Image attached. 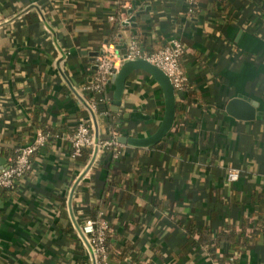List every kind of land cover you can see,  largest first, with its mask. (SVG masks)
<instances>
[{
	"label": "crops",
	"instance_id": "0c3cea01",
	"mask_svg": "<svg viewBox=\"0 0 264 264\" xmlns=\"http://www.w3.org/2000/svg\"><path fill=\"white\" fill-rule=\"evenodd\" d=\"M131 4L125 20L145 12L119 30L120 53L136 34L149 52L178 37L189 87L176 95L183 111L167 135L147 147L120 143L109 169L103 150L90 167L74 158L70 137L81 118L101 137L114 132L105 114L87 115L84 86L101 45L96 26L114 21L117 5L0 0V168L16 146L54 128L32 170L0 192V264H93L81 225L97 205L110 225L112 264H215L207 244L190 241L202 234L228 244L242 228L257 242L238 264H264V0H199L195 15L185 13L187 0ZM107 92L113 99V83ZM236 97L255 103L253 118L228 111ZM32 108L42 110L37 129ZM164 111L159 83L134 71L118 111L122 135H151Z\"/></svg>",
	"mask_w": 264,
	"mask_h": 264
},
{
	"label": "built area",
	"instance_id": "2783aa9c",
	"mask_svg": "<svg viewBox=\"0 0 264 264\" xmlns=\"http://www.w3.org/2000/svg\"><path fill=\"white\" fill-rule=\"evenodd\" d=\"M123 14L128 11L132 4L131 0H113ZM199 6V0H187L186 14L193 15L195 7ZM128 19V18H127ZM126 19V20H127ZM111 21L115 20L110 16ZM125 19L123 20L126 21ZM2 19H0V24ZM185 52V45L178 37H172L167 45L151 53H146L135 36L131 37L127 49L120 53L116 43L105 44L102 53L96 58V68L92 77L86 82L84 89L89 93L85 108L91 114H105L100 112L99 107L104 104V91L111 84L112 77L121 69L126 60L146 59L162 69L171 79L176 92L185 88L189 77L181 66V57ZM95 128L88 118H81L76 125L73 135L70 137L72 156L77 158L82 154L84 147H92L99 150L103 147L120 144L121 136L114 131L108 139H98ZM50 135L37 132L34 138L24 145L15 147V157L11 158L0 168V190L14 188L19 179L25 177L33 168V157L45 145ZM239 170L231 169L228 172L230 181L239 178ZM110 230L108 221L101 211L97 219L89 218L81 226V232L85 236L89 257L93 264H111L106 243L107 232ZM237 255L230 257L227 264H235Z\"/></svg>",
	"mask_w": 264,
	"mask_h": 264
},
{
	"label": "trees",
	"instance_id": "16d2710c",
	"mask_svg": "<svg viewBox=\"0 0 264 264\" xmlns=\"http://www.w3.org/2000/svg\"><path fill=\"white\" fill-rule=\"evenodd\" d=\"M132 1H136V0H132ZM195 13L193 15H195L196 13L198 14V11L200 10V6H196L195 7ZM127 13V11L125 12ZM122 14L123 12L118 8L117 12L115 14V20L112 23H104L102 25H100L99 27L96 26L97 29V36L96 39L100 42V46H98L96 48L97 51H102V44L104 42L106 43H116L117 42V37H118V33L119 30L121 29V27H123V19H122ZM135 37L137 38V40L139 41L141 48L146 52V53H151L149 51H147L144 46H143V38L141 34H136ZM182 41V40H181ZM183 44H185L182 41ZM117 44V43H116ZM162 48V47H160ZM160 48L156 49L159 50ZM186 48V46H185ZM155 50V51H156ZM126 51V50H125ZM124 51V52H125ZM186 51V49H185ZM154 52V51H153ZM185 52L183 53L182 57L184 56ZM181 57V59H182ZM182 66V63H181ZM189 87V82H187V84L185 85V88L182 90H186ZM182 91H178L176 92L178 95L180 92ZM181 103L180 101H178V99L176 100V108H177V113L180 115L182 113V109L180 108ZM99 111L100 112H105L106 113V119L109 123V125L111 126V129L114 131H117L120 135L123 134V130L120 126H118L117 124V120H118V111H119V106H116L113 104V99L108 97V92L107 89L104 91V104L101 105L99 107ZM32 116H33V124H35V126L33 125L32 128L33 129H37L42 127V123L38 120V116L42 113V110H40V108H32ZM87 115H90V113L87 111ZM90 123L92 124V121H90ZM54 128L53 127H46L43 128L41 131L45 134H50L51 132H53ZM96 137L98 139H108L110 137H101L99 135V133H95ZM20 145H24V144H20ZM121 149V144H117V145H112L109 147H103L100 148L98 151L103 150L104 152L107 153H111V162L109 165V169H112V166L114 164V156L116 153L119 152V150ZM95 150L92 147H84L82 150V154L80 155V160L85 163L86 165H89L91 158L94 155ZM15 157V148L13 151V154L11 155V158ZM14 188H3L0 190L5 192V191H9L12 190ZM100 205H97L95 209L91 210V216L87 217L84 221H86L89 218H93V219H97L99 217V213H100ZM82 226V225H81ZM234 230L231 229V235L234 236L233 233ZM254 231L251 233H248L246 235L244 228H242L241 231L237 232V236L236 238L233 237L230 239V242H228V244L226 243H222L220 239L218 238H213L210 239L207 236H202V234H200V237L198 240L194 241L191 240L190 242L193 244H201L202 242H204L207 247L208 252L210 253L211 257L214 258V262L215 264H227V261L230 257L234 256V255H238V253H240L241 249L243 247H245V249L250 248L252 246H254L257 242V240L254 238ZM109 231L107 232V236H106V243H107V248H108V252L109 255L111 253V245H110V240H109ZM194 241V242H193ZM222 246L224 249V252L222 255H216V249L218 247ZM126 255V254H125ZM136 256V255H135ZM122 257V254H121ZM125 257V256H124ZM90 259V257L88 258ZM91 260V259H90ZM111 263V262H110ZM112 264V263H111ZM235 264H238V260H235Z\"/></svg>",
	"mask_w": 264,
	"mask_h": 264
},
{
	"label": "water",
	"instance_id": "95a60500",
	"mask_svg": "<svg viewBox=\"0 0 264 264\" xmlns=\"http://www.w3.org/2000/svg\"><path fill=\"white\" fill-rule=\"evenodd\" d=\"M136 9V5L129 10V13H133ZM148 9V8H147ZM145 12V9L141 8L139 11L129 17L123 22V25H131L135 22L136 17ZM119 48V46H118ZM121 48V47H120ZM102 51H94L92 54L96 58ZM136 70H143L149 73L161 86L164 98H165V111L163 119L158 129L151 135L145 137H129L127 135H121L118 140L121 144H131L134 146L147 147L155 145L160 142L167 133L172 129L176 116V90L169 76L158 66L151 63L146 59H133L126 60L121 69L112 77L111 83L114 85V97L113 104L120 106L122 104V97L126 87V83L131 74ZM255 103L244 98H233L228 103L227 109L231 114L235 116H243L244 118H253L255 116ZM97 155L95 150L89 167L92 165Z\"/></svg>",
	"mask_w": 264,
	"mask_h": 264
}]
</instances>
